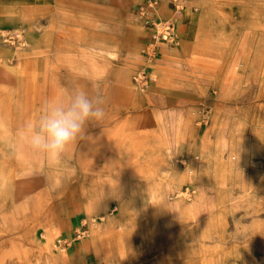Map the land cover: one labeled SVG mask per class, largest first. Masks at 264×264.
<instances>
[{"label": "rangeland", "instance_id": "obj_1", "mask_svg": "<svg viewBox=\"0 0 264 264\" xmlns=\"http://www.w3.org/2000/svg\"><path fill=\"white\" fill-rule=\"evenodd\" d=\"M186 1L191 38L182 0H48L0 31V264H264V0ZM76 90L105 117L57 160L23 146Z\"/></svg>", "mask_w": 264, "mask_h": 264}, {"label": "clouds", "instance_id": "obj_2", "mask_svg": "<svg viewBox=\"0 0 264 264\" xmlns=\"http://www.w3.org/2000/svg\"><path fill=\"white\" fill-rule=\"evenodd\" d=\"M102 103L99 97H90L83 90L70 93L66 100L50 98L43 102L35 119L29 120L16 135L31 152L57 160L70 144L85 137L90 120L105 117Z\"/></svg>", "mask_w": 264, "mask_h": 264}, {"label": "crops", "instance_id": "obj_3", "mask_svg": "<svg viewBox=\"0 0 264 264\" xmlns=\"http://www.w3.org/2000/svg\"><path fill=\"white\" fill-rule=\"evenodd\" d=\"M48 0H0V31L4 28H9L12 26H18L20 20L22 19L24 12L35 9L36 7L43 4ZM182 9L179 11V21L185 22L186 27L181 31V36L183 38H191L196 35V26L199 24V20L194 14L191 13L189 6L186 0H182ZM183 10V11H182ZM185 17H188V21H184ZM164 193L162 190L161 196ZM75 230V229H74ZM67 237L69 236H62ZM51 256V260H59L62 258V255L56 252H47L46 259L48 260Z\"/></svg>", "mask_w": 264, "mask_h": 264}, {"label": "built area", "instance_id": "obj_4", "mask_svg": "<svg viewBox=\"0 0 264 264\" xmlns=\"http://www.w3.org/2000/svg\"><path fill=\"white\" fill-rule=\"evenodd\" d=\"M163 34H166L168 37H169V35H171V33L169 34V33H162V37H163ZM167 37V38H168ZM166 39V38H165ZM84 225H85V222H83V221H81L80 223H79V225H78V227H76L75 228V230H74V237L76 238V239H79V238H81V237H83L84 235H85V232H86V230H85V228H84ZM57 242L59 243V245H61L62 247H66V246H68L69 244H70V240H69V238H65V237H59L58 239H57Z\"/></svg>", "mask_w": 264, "mask_h": 264}, {"label": "bare ground", "instance_id": "obj_5", "mask_svg": "<svg viewBox=\"0 0 264 264\" xmlns=\"http://www.w3.org/2000/svg\"><path fill=\"white\" fill-rule=\"evenodd\" d=\"M181 1V0H180ZM180 9V8H179ZM168 36L166 34H163V38H167Z\"/></svg>", "mask_w": 264, "mask_h": 264}]
</instances>
